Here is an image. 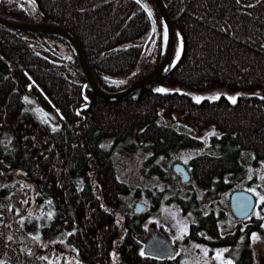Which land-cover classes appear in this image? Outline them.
Here are the masks:
<instances>
[{
  "label": "trees",
  "instance_id": "trees-1",
  "mask_svg": "<svg viewBox=\"0 0 264 264\" xmlns=\"http://www.w3.org/2000/svg\"><path fill=\"white\" fill-rule=\"evenodd\" d=\"M165 1L180 42L175 63L124 99L106 100L88 89L93 99L85 119L76 113L85 75L69 43L0 24V161L51 196L56 213L42 234L53 239L70 231L82 259L78 264H112L110 246L125 227L119 215L129 212V185L118 175L116 149L135 148L139 133L151 149L147 162L159 167V156L202 145L188 130L160 122L161 114L178 112L199 132L213 126L220 131L211 137L209 152L188 163L192 177L206 187L236 183L245 173L244 151L255 154L256 164L264 161V0ZM0 14L69 29L109 90L127 86L159 61L160 35L156 41L146 37L153 18L160 29L151 0H0ZM41 39L61 40L71 54L64 59L44 52ZM159 85L170 88L160 92ZM219 88L237 92L235 103L225 92L196 96ZM31 100L53 108L58 124L42 118ZM252 222L255 232L262 231L263 218ZM26 228L35 232L36 221ZM119 264L154 263L128 243Z\"/></svg>",
  "mask_w": 264,
  "mask_h": 264
},
{
  "label": "rangeland",
  "instance_id": "rangeland-1",
  "mask_svg": "<svg viewBox=\"0 0 264 264\" xmlns=\"http://www.w3.org/2000/svg\"><path fill=\"white\" fill-rule=\"evenodd\" d=\"M158 35H160L161 37V18H160V29H158L156 20L155 18H153V24L151 30L148 32L146 37L148 40H152L154 36L156 41ZM37 44L40 45V46L38 45L39 46L38 48L43 50L44 52L51 53V51L53 50L57 55H59L64 59H66L68 55L71 54L70 52L71 49L61 40L41 39ZM179 49H180V42L178 38V40L176 41L175 50L178 51ZM158 88L168 89L170 88V86L159 85ZM223 92L229 94L231 98L237 96V92L235 91L231 92L224 88L196 93V96L198 98L211 97V96L220 95ZM31 101H32V108L35 109L42 118L48 120L53 124H58L57 114L53 108L44 106L38 101H34V100ZM159 121L164 124L172 125L176 128L188 130L199 139H202L203 145H197L192 147H180L174 150L168 156L165 155L159 156L157 158V161L165 170L164 174H160V173L153 174L149 172L150 164L147 162V159L151 154V149L143 144V141L139 133H137L134 136V141L137 144L135 148L116 149L114 155L117 164L118 175L121 178V180H123L129 185V190L125 194L124 199L126 201L128 211L130 213H134L135 211L134 208L136 206V203L138 202H144L147 206L149 205V203L151 202L150 199L144 196V194L148 196L149 189L156 190V189H164L165 187L168 188L171 187L170 190L165 191V194H163V197L160 200V205L156 209L150 220V225H151L150 227H162L168 230V232L172 234L173 237H178L187 229L188 223L192 215H187V214L185 215V213H183L182 210L179 208V206L174 202V199L170 201L166 200L180 186L182 187L181 188L182 193H185L189 189L187 184L181 181L176 171L173 169L174 164L178 162L185 164L189 161V159L192 156L206 151L213 134H221V133L214 126L208 129L207 131L199 132L189 118L182 116L178 112H175L172 117H165L161 114L159 117ZM103 145L107 147L110 146V141L108 140L103 141ZM254 157L255 154H253L252 151L251 152L244 151L242 153L241 161L243 165H245V173L242 174L243 177L240 181L241 182L240 185H242V187L243 186L249 187L251 191H253V193L255 194V197H257V205L253 210V215L258 217L262 216L264 218V208L261 209V207H259V203L264 202V199H262L264 198V188L260 185V182H262L264 178V161H260V163L256 164L254 162ZM4 165L6 164L3 162L2 165H0V187L2 189L10 187L12 191L6 194H2L3 202L9 201L14 205H17L18 201L19 202L21 201L20 207H24V210L28 212L27 216H29L30 219H36L37 221L40 222V225L39 227H37V230L35 232H29L30 234H32L29 237L30 239L29 243L33 244L36 240L35 238H40V237L43 238V234L40 229L43 224L49 223V221L52 219V216L55 213L54 203L50 198L44 197L45 195L42 193L41 188H38V190L33 189V184L27 179V176L24 174L23 171L14 169L10 165H7L10 167V169H5ZM256 176L257 178L255 181L247 182V179L254 178ZM34 185H36V183ZM200 192L199 194L203 198V201L201 203L205 207H207L208 203L212 199L211 198L209 199L206 196V194H204L205 192L204 188H201ZM229 194H230V190H226L225 192H220L217 197L220 198L221 201L217 202L216 204V200L214 201L212 200L211 205H214L216 209L219 207L226 209L224 214V218H225L224 220H226L229 225H233L239 219L234 217L233 214L228 209L229 208L228 203L230 200ZM25 195H27L30 200L26 209L24 202L22 201V198ZM37 198H39L38 202L36 201ZM2 207L4 208V204H2ZM20 207H17V214L19 219H21ZM249 220H250L249 218H246L243 219V222H249ZM19 221L22 222L21 220ZM63 240H65V237L63 236L57 238L56 240H51L52 241L51 243L56 244V246L51 251L50 257H48V251H45V253L42 256L43 260L41 258L43 264H73L72 257H77L75 262L79 261L80 258L76 256L74 253H71L72 255H70V247L69 245L64 244ZM254 240H255L254 264H264V233L260 235H255ZM39 241L43 243V241L41 240ZM62 244H63V252L59 253L58 250L60 249V245ZM44 247L46 248V246ZM183 249L187 253L188 264H202L201 257L203 255L201 253L198 259L196 246H194L193 248L184 246ZM218 253H219L220 264H234L230 260V258L228 259L226 256H224V252H222V249H218ZM204 255L209 256L207 255V253H205ZM17 264H32V263L25 262L24 258L20 259L18 257Z\"/></svg>",
  "mask_w": 264,
  "mask_h": 264
},
{
  "label": "flooded vegetation",
  "instance_id": "flooded-vegetation-1",
  "mask_svg": "<svg viewBox=\"0 0 264 264\" xmlns=\"http://www.w3.org/2000/svg\"><path fill=\"white\" fill-rule=\"evenodd\" d=\"M204 152H209V149L207 148V150ZM189 161L185 164L181 163L185 166L189 174V177L186 180L183 179L182 172L175 169V165L177 163L174 164L173 168L181 181L187 184L189 189L185 193H182V187L180 186L172 195H170L166 199L167 201L174 199V202L179 206L182 212L185 213V215H192L187 229L180 236L173 237L172 234L168 232V230L162 227H150V220L156 209L159 207L160 200L163 197V194H165V191L170 190L171 187H165L164 189L156 190L149 189L148 196L144 194V196L149 198L151 201L148 206L144 202H138L136 203V206L137 204L142 205L140 210H136L135 206L134 213L128 212L121 213L119 215V217H122V222L124 223L125 227L120 229V234H118L116 244L112 243L110 246L109 251L112 264H119L121 262L123 247H125L128 243L132 244V246L137 249L140 256L150 260L154 264H188L187 253L183 249L184 246H188L191 248L196 246L198 259L201 253L203 255L201 257L202 264H220L218 249H222V252H224V256H226L228 259L230 258V260L234 264H243L244 262H247V264H254V236L264 233V218L262 216L258 217L253 215V210L257 205V197H255V194L249 187H242V185H240V181L243 177L242 175H240V177L236 180V183L228 182L226 188L219 189L215 185L206 187L200 184L191 175L190 166L188 164ZM0 165H2V162H0ZM158 165L159 167L150 165L149 172L153 174H164L165 170L159 162ZM4 167L5 169H10V167L7 165H4ZM256 178L257 176L254 178H249L247 179V182L255 181ZM27 179L33 184L34 190H38V188H40L37 183L36 185H34L35 182L30 180L29 178ZM260 185L264 188L263 181L260 182ZM201 188H204V194H206L209 199L211 198L213 201L216 200V204L217 202L221 201V199L217 197L219 193L230 190L228 209L233 214V216L239 220L235 224L229 225L227 221L224 220L226 209L222 207L216 209L214 205H211L212 200L208 203L207 207H205L201 203L203 201V198L199 194ZM237 190L250 192L252 193L253 197H255V203L252 207V211L249 213V215L244 217L237 216L231 206V196ZM11 191L12 189L10 188L9 192ZM2 192L3 189L0 187V264H17L18 257L20 259L24 258L25 262H29L32 264H43V261H41L43 254L45 253V251H48V257H50L51 251L56 246V244L51 243V240H56L57 238L47 239L43 236V238H35V242L33 244H30L29 237L32 234L29 233L26 226L28 222H32L35 220L36 226L39 227L40 222L36 219H30L29 216H27L28 212L24 210V207H20L21 201H18L17 205H14L9 201L3 202ZM44 195V197L50 198L52 200L50 195ZM38 199L39 198L36 199L37 202ZM22 201L24 202L26 209L28 203L30 202L29 197L25 195L22 198ZM2 204H4V208L2 207ZM17 207H20L21 219H19L18 217ZM259 207L263 209L264 202L259 203ZM55 213L52 216V219L54 218ZM253 217L263 218V226L261 228L262 231L255 232L254 229H252ZM246 218L250 219L249 222H243V219ZM52 219L49 221V223L52 221ZM135 219L137 220V222L135 223L136 226L129 227L128 224H132ZM19 220H21L22 222H20ZM49 223L43 224L41 226V232L43 226H47ZM69 234L70 231H65L62 234V236L65 237V240H63V242L64 244L69 245L70 255H72L71 253H74L80 258L78 262H75L77 257H72V263L78 264L82 261V259L79 256L78 250L72 243H70ZM39 240L43 241V243H41ZM161 240L169 242L170 246L172 247L173 254L165 252V254L162 256H153L145 252V248L147 245H157L161 243ZM44 246H46V248ZM58 252H63V244L60 245V249L58 250ZM141 253H143V255H141ZM205 253H207V255L209 256H205Z\"/></svg>",
  "mask_w": 264,
  "mask_h": 264
},
{
  "label": "water",
  "instance_id": "water-1",
  "mask_svg": "<svg viewBox=\"0 0 264 264\" xmlns=\"http://www.w3.org/2000/svg\"><path fill=\"white\" fill-rule=\"evenodd\" d=\"M151 1L157 6L161 18V53L159 61L157 65L154 66L149 72L132 81L127 86L114 91L109 90L101 83L98 75L87 59L79 41L75 35L63 25L48 22L23 21L2 14H0V24L13 30L47 34L54 37H59L69 43L78 61V64L85 75V79L80 82L81 93L84 100L76 109L77 115L81 116L82 119H85L86 114L84 110L91 105L93 99L88 93V89L94 92L97 96L106 100L114 101L124 99L135 91L158 81L175 63L176 59L174 56L177 52L175 50L177 30L174 19L165 0ZM165 29L167 30L166 39ZM175 169L182 172L184 180L188 179L189 174L183 164L177 163L175 165ZM231 198V206L237 216L244 217L249 215L255 203V197H253L252 193L237 190L232 194ZM141 206L142 205L137 204L136 210H140ZM160 242L161 243L157 245H147L145 252L153 256H162L165 254V252L173 254L172 247L168 241L161 240Z\"/></svg>",
  "mask_w": 264,
  "mask_h": 264
},
{
  "label": "snow or ice",
  "instance_id": "snow-or-ice-1",
  "mask_svg": "<svg viewBox=\"0 0 264 264\" xmlns=\"http://www.w3.org/2000/svg\"><path fill=\"white\" fill-rule=\"evenodd\" d=\"M167 38V30L165 29V39ZM157 91H160V92H164L166 91L165 89H157ZM232 99V102L235 103V99L234 98H231ZM264 199V198H262ZM141 255H143V253H141Z\"/></svg>",
  "mask_w": 264,
  "mask_h": 264
},
{
  "label": "bare ground",
  "instance_id": "bare-ground-1",
  "mask_svg": "<svg viewBox=\"0 0 264 264\" xmlns=\"http://www.w3.org/2000/svg\"><path fill=\"white\" fill-rule=\"evenodd\" d=\"M156 65H157V64H156ZM156 65H155V66H156ZM85 110H86V109H85ZM85 110H84V111H85Z\"/></svg>",
  "mask_w": 264,
  "mask_h": 264
}]
</instances>
